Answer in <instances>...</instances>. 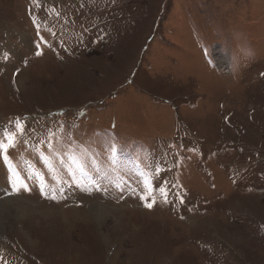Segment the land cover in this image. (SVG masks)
<instances>
[{"label":"rangeland","instance_id":"374dc122","mask_svg":"<svg viewBox=\"0 0 264 264\" xmlns=\"http://www.w3.org/2000/svg\"><path fill=\"white\" fill-rule=\"evenodd\" d=\"M10 136L0 264H264V0H0Z\"/></svg>","mask_w":264,"mask_h":264},{"label":"bare ground","instance_id":"6f19581e","mask_svg":"<svg viewBox=\"0 0 264 264\" xmlns=\"http://www.w3.org/2000/svg\"><path fill=\"white\" fill-rule=\"evenodd\" d=\"M13 201H14V199H7V200H5V201H1L0 202V210H2L3 211V209L4 208H7V207H12L11 206V204L10 203H13ZM14 202H18L17 200H15ZM21 203V202H20ZM18 205V208L20 209V211L19 210H17L18 211V213L19 214H23V212L25 211V209L22 207V206H19V205H21V204H17ZM6 210V209H5ZM98 210H105V208H103V207H99V206H96V204L94 205V206H91L90 208H89V211H90V213L92 212L94 215H96V216H94V219H99V218H102L103 217V215H101V214H99V212L100 211H98ZM5 212V211H4ZM101 212H103V211H101ZM106 212V211H105ZM17 216V215H16Z\"/></svg>","mask_w":264,"mask_h":264},{"label":"snow or ice","instance_id":"6c2138e0","mask_svg":"<svg viewBox=\"0 0 264 264\" xmlns=\"http://www.w3.org/2000/svg\"><path fill=\"white\" fill-rule=\"evenodd\" d=\"M39 55V53H37ZM18 130H22L20 128V126L18 125ZM8 140L7 144H4L3 142H0V156H2V158L4 159V162L7 163L8 162V157H7V149L9 147L14 146L15 144V138L10 136L6 138ZM15 187V186H14ZM150 207V205H148Z\"/></svg>","mask_w":264,"mask_h":264}]
</instances>
